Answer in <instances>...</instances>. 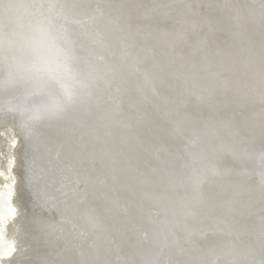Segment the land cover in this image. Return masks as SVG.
<instances>
[{
	"label": "bare ground",
	"instance_id": "6f19581e",
	"mask_svg": "<svg viewBox=\"0 0 264 264\" xmlns=\"http://www.w3.org/2000/svg\"><path fill=\"white\" fill-rule=\"evenodd\" d=\"M36 25L55 32L87 87L77 108L28 134L18 116L54 91L24 46ZM194 26L204 42H193L192 59L214 68L228 58L224 95H212L230 123L181 124L183 138L163 151L154 140L138 149L166 191L120 173L86 187L69 158L80 131L135 146L142 121L164 107L161 62L188 51ZM221 28L231 29L233 53L208 43ZM191 90L209 95L204 79ZM0 194V264H260L264 0H0Z\"/></svg>",
	"mask_w": 264,
	"mask_h": 264
},
{
	"label": "snow or ice",
	"instance_id": "6c2138e0",
	"mask_svg": "<svg viewBox=\"0 0 264 264\" xmlns=\"http://www.w3.org/2000/svg\"><path fill=\"white\" fill-rule=\"evenodd\" d=\"M202 14L210 15V11ZM154 22L159 24L161 21L156 19ZM222 23V18L218 17L217 24ZM128 27L130 37L135 38L136 32H132L131 25ZM170 27L175 30L174 25ZM194 41L204 42L201 29L195 26L183 41L184 48L188 51H182L179 60L169 58L161 62L155 79L159 80L162 88L166 90V94H161L164 107L155 106L148 118L142 121L143 131L137 136L135 146L123 141L119 145L111 146L110 133L102 137L95 133V129L91 132L80 131L79 139L69 152V158L72 161L71 167L79 174L81 182L86 187L103 185L113 173H120L122 178L129 174L134 175L142 184L150 185L155 192L166 191L163 188L164 178L156 169L151 172L144 170L138 149L148 141L154 140L161 145L160 151H163L183 138L181 124L200 127L206 126L209 122H216L227 127L230 123L229 120L221 119L212 95L213 93L224 95L219 80L230 70L228 58H220L214 68L211 65L198 64L192 59L191 49ZM139 43L140 41L137 40V44ZM208 43L214 48L223 49L226 53H233L236 44L230 28H221L216 33L215 39L209 40ZM201 73L208 75L202 77ZM48 79L54 85V91L50 94L47 103L24 116H18L21 129L28 134L32 133L34 125L58 121L65 113L77 108L83 102L82 91L87 87L86 81L74 73L71 67L65 66L62 71L50 75ZM201 79L206 80L209 95L197 96L193 99L194 94L191 89L196 87ZM87 136H92V139H86ZM160 151L154 153L157 160L160 159ZM121 164H124L123 168L120 167ZM133 195H135L134 190ZM159 199H162V196L157 197V200ZM2 224L3 221L0 219V225ZM2 253L3 245L0 244V259L4 258ZM261 255L264 257V247ZM85 264H95V262H85ZM260 264H264V259Z\"/></svg>",
	"mask_w": 264,
	"mask_h": 264
},
{
	"label": "clouds",
	"instance_id": "9594fccd",
	"mask_svg": "<svg viewBox=\"0 0 264 264\" xmlns=\"http://www.w3.org/2000/svg\"><path fill=\"white\" fill-rule=\"evenodd\" d=\"M2 7L7 9L10 5L3 4ZM24 46L32 56V71L42 78L55 75L65 66L70 67L68 53L51 29L41 25L32 27L24 38Z\"/></svg>",
	"mask_w": 264,
	"mask_h": 264
}]
</instances>
